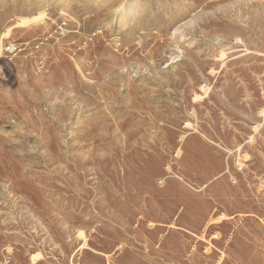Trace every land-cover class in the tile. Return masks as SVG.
I'll list each match as a JSON object with an SVG mask.
<instances>
[{
	"label": "rangeland",
	"instance_id": "1",
	"mask_svg": "<svg viewBox=\"0 0 264 264\" xmlns=\"http://www.w3.org/2000/svg\"><path fill=\"white\" fill-rule=\"evenodd\" d=\"M0 264H264V0H0Z\"/></svg>",
	"mask_w": 264,
	"mask_h": 264
}]
</instances>
